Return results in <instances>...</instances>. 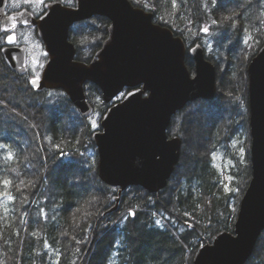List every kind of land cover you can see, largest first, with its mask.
Segmentation results:
<instances>
[{
    "label": "trees",
    "instance_id": "1",
    "mask_svg": "<svg viewBox=\"0 0 264 264\" xmlns=\"http://www.w3.org/2000/svg\"><path fill=\"white\" fill-rule=\"evenodd\" d=\"M131 1L154 10V21L171 28L186 46L201 42L202 28L214 35L217 28L231 32L232 39L243 40L246 57L261 42L251 12L236 8L241 0L221 9L231 22L215 18L219 8L211 0H175V7L172 0ZM162 9L172 16L160 15ZM93 23L99 47L108 24L105 17L80 22V29L70 31V39L77 46L88 40ZM261 25L264 28V19ZM4 36L0 30V48ZM238 51L230 58L223 55L231 67ZM27 79L28 74H13L0 53V264H190L191 251L210 243L222 230L233 232L236 213L231 208L243 178L225 155L211 174L210 159L194 161L187 176L175 183L169 216L155 202L159 192L139 186L122 191L116 210L109 212L118 188L98 177L91 118L66 116L60 101L70 103L63 90L35 91ZM84 90L94 106L92 115L99 117L100 90L91 83ZM229 109L238 111L236 106ZM250 173L247 169L248 177ZM5 180L10 183L5 185ZM256 263L264 264V255Z\"/></svg>",
    "mask_w": 264,
    "mask_h": 264
},
{
    "label": "water",
    "instance_id": "2",
    "mask_svg": "<svg viewBox=\"0 0 264 264\" xmlns=\"http://www.w3.org/2000/svg\"><path fill=\"white\" fill-rule=\"evenodd\" d=\"M7 0H0V25L5 33L19 25L36 27L47 53L32 89H61L82 117L93 106L84 84L89 82L110 102L123 98L103 114L100 129L92 132L97 152L99 179L118 188L115 210L122 191L139 186L149 193L164 189L180 159L181 139L168 136L172 116L198 98L216 94L215 66L206 59L201 44L188 48L171 28L154 22L153 13L130 0H75L68 6L51 0L36 17L27 8L6 12ZM109 21L107 36L88 63L75 59L69 39L71 26L92 16ZM8 17H12L9 20ZM15 23V28L11 25ZM188 52L194 61V75L185 63ZM9 68L26 72V47L4 46ZM250 127V179L240 199L233 232L222 230L210 243L200 245L192 264H245L264 231V43L251 57L247 68Z\"/></svg>",
    "mask_w": 264,
    "mask_h": 264
},
{
    "label": "rangeland",
    "instance_id": "3",
    "mask_svg": "<svg viewBox=\"0 0 264 264\" xmlns=\"http://www.w3.org/2000/svg\"><path fill=\"white\" fill-rule=\"evenodd\" d=\"M48 1L50 0H43V4L41 5L36 3H23L22 0H7L8 3L6 10L7 12H11L13 10L26 7L38 17L45 9V2ZM59 1L65 5H75V0ZM211 1L213 5L219 8V12L214 14L215 18L217 20L222 19L223 21L228 20L231 22L230 17L223 14L225 11L221 12V9L223 6H229L228 4L231 3L232 0ZM131 3L133 4L132 1ZM263 3V0H241L238 4L239 6L236 7L238 10L240 9L239 12L241 13H243L245 9L249 10V13L251 12V19L253 21L251 24L254 25L255 29L259 31V36L257 38L261 42L258 43L256 50L251 52V54H248L247 57L244 52L245 47L243 40L242 42H238L236 39H232L231 32H224L221 30V28H217L218 32H215L217 33L216 35L211 34V32H214L213 30L202 32V39L199 44H201L203 47L206 59L211 61L215 66L216 94L214 98L209 100L198 98L192 102H189L182 109L178 110L171 118V123L168 126L167 133L169 136L176 135L180 137L182 141L180 159L175 166L171 182H168V185L164 188V190L161 192L159 191L156 197H154L158 207L161 210H164V213L168 216L170 211L173 210L171 194L175 187V183L187 176L188 171L193 165L194 161L197 160V158L210 159L208 163V169L210 170L211 174V171H215L216 166L219 164V159L222 158V155H225V157L228 158L235 167H237L238 175L243 178L240 184L236 187L235 192L237 195H234V206L231 208L232 212L237 214L240 199L250 179V174L249 177L247 176V169H249L251 172V136L249 127L247 88L248 78L246 68L251 57L257 52L258 48L264 42V28L261 25V22L264 19V11H261V8H263L262 6H264ZM149 11L153 13L154 20L156 14L154 13L155 11ZM159 14L163 15V17L169 18L171 12L169 10L162 9L159 11ZM247 24L248 22L243 20L242 25L246 27ZM103 31L104 30L101 31V34ZM16 34L17 42L25 44L28 48L27 67L30 74L33 76H39L46 53L41 46V40L39 39L36 30H34V28H21L17 30ZM238 43L239 45H237ZM189 46L190 45L186 46L187 51ZM238 50L241 53L236 54L233 60L235 66L231 67L233 64L230 65L228 61H224L223 55L230 58V56L234 55ZM242 51L244 53H242ZM185 63L188 70L190 71V75L193 76L195 71V63L188 53L185 56ZM239 81L242 83L240 84L241 86L238 84ZM238 93H241V96H237ZM123 94L124 93L122 92L115 98L121 99ZM49 101V98H47V103ZM98 101L96 105L99 111L102 112L101 114H103L108 104L103 107L104 102L102 101V97ZM233 106L237 107L238 111L236 113H232V111L229 109V107ZM60 108L64 111L66 109L68 112L66 116L72 117L74 114H78L76 107L72 104L60 101ZM102 109L104 110L102 111ZM101 116L102 115H99V117H97V115L94 114L88 116L87 118H82V120L85 121L86 119L91 118V121L90 119L89 121L93 125L92 131L99 130V121L101 120ZM214 130H216L215 136ZM216 150H220L222 152L218 151V156H216L214 153ZM91 151L92 154H97L95 146L91 147ZM140 197L143 199L142 193H140ZM111 208L108 209L109 212H112L110 210ZM260 237L261 238H259L254 252L250 257V259L252 258L253 260L250 261L249 259L245 264H257V259L263 257L264 236ZM200 240L201 239H199V241ZM202 242L203 239L201 240L200 244ZM196 251L197 249L195 251H191L189 260L190 264H192V258Z\"/></svg>",
    "mask_w": 264,
    "mask_h": 264
},
{
    "label": "flooded vegetation",
    "instance_id": "4",
    "mask_svg": "<svg viewBox=\"0 0 264 264\" xmlns=\"http://www.w3.org/2000/svg\"><path fill=\"white\" fill-rule=\"evenodd\" d=\"M51 1V0H50ZM49 2V1H48ZM48 2H45V9H44V11H42L41 12V14L42 13H44L45 12V10H46V8H47V4H48ZM8 3V2H7ZM63 4V3H62ZM65 5V4H64ZM68 6H74V4L73 5H68ZM23 8H26V7H23ZM21 9V8H20ZM28 9V8H27ZM29 10V9H28ZM13 11H15V10H13ZM30 11V10H29ZM6 12H7V10H6ZM12 12V11H11ZM7 13H9V11L7 12ZM33 13V12H32ZM34 14V13H33ZM40 14V15H41ZM39 15V16H40ZM96 15H94V16H92V17H90V18H88V19H86V20H91V19H93L94 17H95ZM37 17V16H36ZM101 17V16H100ZM86 20H82V21H86ZM108 20V19H107ZM82 21H78V22H76V23H74L72 26H71V28H70V31L72 30V28H74L75 26H77L78 27V29H80L81 28V26H80V22H82ZM79 24V25H78ZM93 26H92V33H89L90 34V38L88 39V40H85V39H83L82 40V42L81 43H79V45L77 46L71 39H70V31H69V39H70V41H72L73 43H74V46H75V59L76 60H79V61H82V62H85V63H88V62H90L94 57H95V54H96V52H97V50L101 47V45H102V42L104 41V39L106 38V36H107V28H108V26H109V21H108V24H107V26H106V30H105V34H104V36H103V38H102V41L100 42V45H99V47H97V43H96V32H95V24L93 23L92 24ZM21 28H34V30H36V27H26V26H21V25H19L18 27H16L12 32H10V33H5V32H3L2 30H1V32H3L4 34H5V36H4V44L1 46V48H0V53H1V56H2V58H3V60H4V62H5V59H4V55H3V53H2V49H3V47L4 46H10V45H16V46H21V45H24L25 47H26V60H25V66H26V72L24 73V74H22V75H19L18 73H16V72H14V71H12L10 68H9V66H8V64L6 63V65H7V67L9 68V70L13 73V74H15V75H17V76H19V77H23V76H25L26 74H28V85H29V87L31 88V86H30V84H29V80H30V78H32V77H38V76H33V75H31L30 74V72H29V70H28V67H27V56H28V48H27V46L25 45V44H23V43H19V42H17V34H16V32H17V30H19V29H21ZM0 29H1V25H0ZM15 33V36H16V40H15V42L14 43H8L7 42V40H6V36L7 35H9V34H11V33ZM41 42V46H42V48H43V50H44V52L46 53V51H45V48H44V46H43V43H42V41H40ZM81 44V45H80ZM190 47V46H189ZM187 48V47H186ZM78 49H79V51H78ZM90 54V56H89V58H87L86 57V55L87 54ZM188 53V52H187ZM186 53V54H187ZM85 55V57L83 58L82 56H79L78 58L76 57V55ZM88 56V55H87ZM44 58H45V60H44V63H43V66H44V64H45V62H46V60H47V53L45 54V56H44ZM43 66H42V68H43ZM42 68H41V71H42ZM40 74H41V72H40ZM40 74H39V76H40ZM89 82H86L85 84H88ZM85 84H84V86H85ZM32 89V88H31ZM32 90H34V89H32ZM43 90V89H42ZM36 91V90H35ZM41 91V90H40ZM127 91V89H124L123 90V93H125ZM65 93V92H64ZM122 93V92H121ZM123 96H124V94H123ZM123 98V97H122ZM121 98V99H122ZM214 98V97H213ZM121 99H116V98H114V99H112L110 102H108V103H106V104H108L107 105V107L105 108V111H104V113L106 112V110L111 106V105H113L114 103H116V102H118V101H120ZM67 100L69 101V103L70 104H72L71 102H70V100L68 99V97H67ZM103 101V100H102ZM104 102V101H103ZM105 103V102H104ZM73 105V104H72ZM92 105V104H91ZM74 106V105H73ZM93 106V105H92ZM93 108H94V106H93ZM76 110H77V108H76ZM93 111H94V109H93ZM93 111H92V113L90 114V115H92L93 114ZM77 112H78V110H77ZM103 113V114H104ZM103 114H101L102 116H103ZM78 115L81 117V118H87V117H82L80 114H79V112H78ZM89 115V116H90ZM102 116H101V119H102ZM101 121V120H100ZM100 121H99V124H100ZM95 131V130H94ZM93 132V131H92ZM92 132H91V135H92ZM169 136V135H168ZM92 138V137H91ZM93 143V142H92ZM94 144V143H93ZM95 146V145H94ZM163 190V189H162ZM125 191V190H124ZM161 191V190H160ZM118 193V192H117ZM158 193V192H157Z\"/></svg>",
    "mask_w": 264,
    "mask_h": 264
},
{
    "label": "snow or ice",
    "instance_id": "5",
    "mask_svg": "<svg viewBox=\"0 0 264 264\" xmlns=\"http://www.w3.org/2000/svg\"><path fill=\"white\" fill-rule=\"evenodd\" d=\"M23 3H28V4H32V3H36V4H43V0H22ZM172 6L175 7V0H172ZM9 20H12V17H8ZM12 28H15V23H13L11 25ZM0 30H4L7 31V29H0ZM202 31H207V28L201 29ZM6 40L8 43H14L16 40V36L15 33H11L9 35L6 36ZM11 153L8 154L9 158H11ZM228 179H231L230 177ZM8 183H10L9 181L5 180L4 184L7 185ZM5 195H7V193H5ZM9 199H12L11 196H8ZM135 213L130 212L129 215H134ZM157 223H159V221H157Z\"/></svg>",
    "mask_w": 264,
    "mask_h": 264
},
{
    "label": "bare ground",
    "instance_id": "6",
    "mask_svg": "<svg viewBox=\"0 0 264 264\" xmlns=\"http://www.w3.org/2000/svg\"><path fill=\"white\" fill-rule=\"evenodd\" d=\"M26 64V63H25Z\"/></svg>",
    "mask_w": 264,
    "mask_h": 264
}]
</instances>
